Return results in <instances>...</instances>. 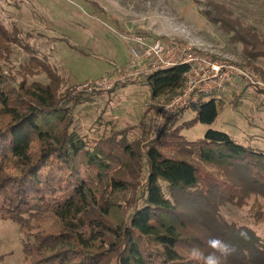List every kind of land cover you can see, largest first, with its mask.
I'll return each mask as SVG.
<instances>
[{"label":"trees","instance_id":"16d2710c","mask_svg":"<svg viewBox=\"0 0 264 264\" xmlns=\"http://www.w3.org/2000/svg\"><path fill=\"white\" fill-rule=\"evenodd\" d=\"M202 13L242 45L247 64L264 77L256 65L264 62L259 32L212 0ZM13 39L0 21V57ZM30 53L26 74L43 68L56 77L46 60ZM188 71L181 65L145 77L152 98L178 95ZM98 93L58 96L51 85L17 84L0 68V222L18 226L23 264H195L189 249L207 251L210 236L237 246L228 264H264V239L220 214L223 205L243 206L254 198L261 221L264 150L214 130L189 141L170 119L145 150L127 141V131L100 141L81 136L77 109ZM212 95L201 96L187 129L215 122L220 105L215 98L205 101ZM240 229L249 240L239 239ZM6 257L0 240V262Z\"/></svg>","mask_w":264,"mask_h":264},{"label":"rangeland","instance_id":"374dc122","mask_svg":"<svg viewBox=\"0 0 264 264\" xmlns=\"http://www.w3.org/2000/svg\"><path fill=\"white\" fill-rule=\"evenodd\" d=\"M212 1L225 5L234 19L254 28L264 39V0ZM206 2L0 0V21L17 38L10 44L9 52L0 57V68L17 84L26 79L29 83L51 85L58 96L66 92L75 95L83 92L84 84L113 77L124 70L135 36H145L150 42L156 39L175 42L213 61L245 68L242 71L254 74L255 79L234 75L224 92L205 98V101L215 98L220 105L215 122L198 123L190 129L186 123L197 116L195 105L201 96L189 108L166 118L158 126L160 111L183 88L176 96L165 94L154 100L144 77L137 81L116 80L111 90L99 92L92 102L78 107L75 127L81 136L100 141L127 131V141L145 150L148 142L161 136L170 119L175 128H182V135L189 141L202 139L209 130H214L228 134L245 147L264 150V77L247 64L242 45L231 42L228 35L203 15ZM30 50L50 64L56 77L43 68L26 74ZM263 63L259 61L256 65L264 70ZM165 152L174 158L188 159L187 155L173 150ZM254 202L252 198L243 206L228 203L221 206L220 214L228 223L249 227L264 239V216L257 221ZM0 240L2 253L7 254L0 264H23L18 226L0 222Z\"/></svg>","mask_w":264,"mask_h":264},{"label":"built area","instance_id":"2783aa9c","mask_svg":"<svg viewBox=\"0 0 264 264\" xmlns=\"http://www.w3.org/2000/svg\"><path fill=\"white\" fill-rule=\"evenodd\" d=\"M167 43L162 39L150 42L145 36H135L134 44L130 48L129 62L124 70H120L113 77L105 76L86 83L81 89L89 92L108 91L112 89L116 80H136L159 71L187 65L189 71L184 76L181 93L159 113L157 123L161 126L166 118L176 116L179 111L189 108L199 100L200 96L224 92L234 75H246L252 81L255 79L254 74L248 75L242 71L245 68L241 70L227 62L213 61L210 57L192 48L181 47L175 42Z\"/></svg>","mask_w":264,"mask_h":264},{"label":"clouds","instance_id":"9594fccd","mask_svg":"<svg viewBox=\"0 0 264 264\" xmlns=\"http://www.w3.org/2000/svg\"><path fill=\"white\" fill-rule=\"evenodd\" d=\"M241 240H249L247 231L242 229L237 231ZM207 251L199 245H194L189 249V255L195 264H228L229 258L238 251L237 246L225 241L218 236H210L205 241Z\"/></svg>","mask_w":264,"mask_h":264}]
</instances>
